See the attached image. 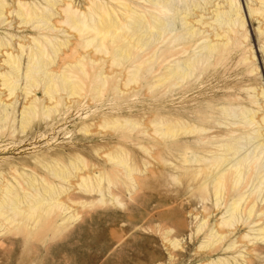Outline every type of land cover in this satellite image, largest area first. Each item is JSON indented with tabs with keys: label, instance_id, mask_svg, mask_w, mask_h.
I'll return each mask as SVG.
<instances>
[{
	"label": "rangeland",
	"instance_id": "rangeland-1",
	"mask_svg": "<svg viewBox=\"0 0 264 264\" xmlns=\"http://www.w3.org/2000/svg\"><path fill=\"white\" fill-rule=\"evenodd\" d=\"M239 1L245 26L204 87L243 100H251V88H256V100L264 107V36L258 33L260 22L248 15V1ZM126 67L106 70L111 78L101 96L94 93L96 71L91 70L82 93L74 102L62 101L55 118L32 121L29 129H0V200L3 216L11 219L0 215V264H215L227 256L220 250L236 240L234 235L211 247L208 232L221 220L222 204L236 192L227 183L228 196L217 206L213 185L201 188L209 174L196 177L194 166L183 165L189 136L179 142L158 132L170 121L196 120L201 101L212 92L184 96V85L169 92L157 84L150 88L157 74L146 65L139 79L128 83ZM117 79L122 82L114 92L111 82ZM128 120L137 127L125 124ZM47 184L57 199L32 210L27 196L40 192L49 197ZM13 195L22 200L17 214ZM239 224L237 251L251 261L253 243L242 238L249 229ZM260 254L263 259L254 264H264V251Z\"/></svg>",
	"mask_w": 264,
	"mask_h": 264
},
{
	"label": "bare ground",
	"instance_id": "bare-ground-1",
	"mask_svg": "<svg viewBox=\"0 0 264 264\" xmlns=\"http://www.w3.org/2000/svg\"><path fill=\"white\" fill-rule=\"evenodd\" d=\"M246 1L248 15L260 22L258 33L264 36V0ZM245 23L239 0H0V129H29L32 121L55 118L62 101H75L91 70L96 71L94 93L98 96L111 78L106 70L127 64L128 83L136 82L146 65L157 74L150 88L184 85V96L212 92L201 101L196 120L170 121L158 132L164 139L187 135L185 141L198 147L185 148L183 165L194 166L196 177L209 174L201 188L213 185L217 206L222 199L225 202L227 183L236 192L229 203L222 202L221 220L208 232L211 247L228 233L236 238L220 250L227 256L215 264H254L263 259L264 251L259 245L264 244V208H257L264 202V107L256 100V88H251V100H243L240 95L227 96L204 87ZM261 49L264 53V39ZM118 79L111 82L114 92L120 89ZM260 94L264 97L263 91ZM131 121L125 124L136 128ZM6 191L4 198L12 189ZM44 193L49 197L40 192L27 196L32 210L51 206L50 201L57 199L50 184ZM13 196L11 205L17 214L22 200ZM2 203L4 199L0 215L10 222L3 216ZM240 222L249 229L242 238L253 243L251 261L249 254L237 251ZM224 226L228 230L220 234Z\"/></svg>",
	"mask_w": 264,
	"mask_h": 264
}]
</instances>
